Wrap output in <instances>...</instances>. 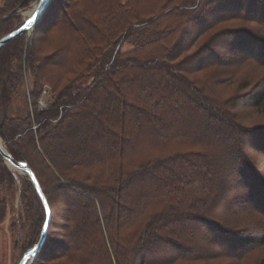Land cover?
<instances>
[{"label": "trees", "instance_id": "obj_1", "mask_svg": "<svg viewBox=\"0 0 264 264\" xmlns=\"http://www.w3.org/2000/svg\"><path fill=\"white\" fill-rule=\"evenodd\" d=\"M263 112L264 0H51L0 48V138L50 209L29 264H264ZM15 176L0 155V226ZM18 180L24 254L45 213Z\"/></svg>", "mask_w": 264, "mask_h": 264}, {"label": "rangeland", "instance_id": "obj_2", "mask_svg": "<svg viewBox=\"0 0 264 264\" xmlns=\"http://www.w3.org/2000/svg\"><path fill=\"white\" fill-rule=\"evenodd\" d=\"M37 2L38 0H30L29 4L25 8H22L16 11L19 19L18 21L15 22L14 27L21 25L23 21L27 19L24 16V12L29 10L32 7V5L36 4ZM29 35L30 33L25 34V37L28 38ZM51 98H52V93L50 89L47 86H45L43 89V93L39 100L40 101L39 109H45L50 103ZM17 103H20V102L18 101L16 102V104ZM21 105H22L21 109H24L25 106H24L22 99H21ZM15 106L17 107V105ZM247 121L246 123H248V125H253L252 123H263L264 122V112L262 114L261 113L252 114L247 119ZM257 158L261 159L260 156H257ZM12 171L16 174L15 176L16 177L15 178L16 190H15L14 197L12 199V207H11L12 213L9 214V216L6 218L5 223L0 226V264H18L23 254L21 242L27 231V225H25L23 219H19L20 217L19 214L22 211V208H21L22 205L20 203V198H19V194L21 190V183L18 180V176H23V175L15 170H12ZM13 220L15 221L16 225H15L14 230L10 231L11 229H10L9 224ZM17 241H19V247L15 248V243Z\"/></svg>", "mask_w": 264, "mask_h": 264}, {"label": "water", "instance_id": "obj_3", "mask_svg": "<svg viewBox=\"0 0 264 264\" xmlns=\"http://www.w3.org/2000/svg\"><path fill=\"white\" fill-rule=\"evenodd\" d=\"M50 1L51 0H38L34 10L27 17V19L24 20L23 23L19 25L17 28H15L13 31L9 32L8 34L0 38V48L22 34H29L33 30V28L37 25V23L40 21L43 14L46 12ZM30 21L31 23H29ZM0 155L10 169L19 172L20 174L24 175L28 181H30L44 209L45 218L41 227L39 240L35 246L27 250L22 255L21 259L18 262V264H29L30 261H32L37 255L46 237L48 224L50 220V209L39 187V184L35 179L34 174L28 168L26 163L15 161L11 157L7 149L4 147L1 138H0Z\"/></svg>", "mask_w": 264, "mask_h": 264}, {"label": "bare ground", "instance_id": "obj_4", "mask_svg": "<svg viewBox=\"0 0 264 264\" xmlns=\"http://www.w3.org/2000/svg\"><path fill=\"white\" fill-rule=\"evenodd\" d=\"M36 4H37V3H36ZM36 4H33L32 7H31L29 10H27V11L24 12V16H25L26 18H27V17L31 14V12L34 10Z\"/></svg>", "mask_w": 264, "mask_h": 264}, {"label": "snow or ice", "instance_id": "obj_5", "mask_svg": "<svg viewBox=\"0 0 264 264\" xmlns=\"http://www.w3.org/2000/svg\"><path fill=\"white\" fill-rule=\"evenodd\" d=\"M29 23H31V21Z\"/></svg>", "mask_w": 264, "mask_h": 264}]
</instances>
